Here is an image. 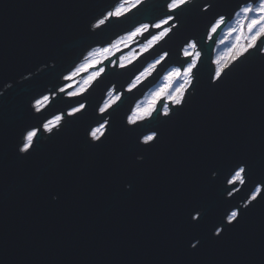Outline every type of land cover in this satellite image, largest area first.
<instances>
[{
    "label": "water",
    "instance_id": "95a60500",
    "mask_svg": "<svg viewBox=\"0 0 264 264\" xmlns=\"http://www.w3.org/2000/svg\"><path fill=\"white\" fill-rule=\"evenodd\" d=\"M121 1L0 0V264H264V197L250 199L258 186L264 193V44L217 79L213 57L226 23L209 34L242 0H189L174 13L165 9L169 0H143L96 27ZM166 15L173 26L154 47L129 64L119 57L128 48L116 51L84 90H63L36 111L34 102L65 85L90 50ZM191 40L200 57L183 104L169 101L164 116L161 97L151 118L130 124L148 88L190 60ZM116 57L121 64L111 63ZM113 85L121 96L101 113ZM80 104L51 133L39 128ZM105 121L104 136L93 140L90 131ZM34 128L33 147L21 152ZM153 132L156 140L145 144ZM237 166L247 173L233 186ZM232 211L239 222L228 224Z\"/></svg>",
    "mask_w": 264,
    "mask_h": 264
},
{
    "label": "snow or ice",
    "instance_id": "6c2138e0",
    "mask_svg": "<svg viewBox=\"0 0 264 264\" xmlns=\"http://www.w3.org/2000/svg\"><path fill=\"white\" fill-rule=\"evenodd\" d=\"M188 2L189 0H170V3H167L166 8L168 12L174 13L177 9H181L182 7H184ZM126 3L129 5L128 7H125L124 5L116 7L113 11L108 12L107 17L105 19L120 18L122 16H125L127 12L132 10V8H136L138 5H141L143 3V0H126ZM237 7L239 10L235 12V15L241 17L244 23H241L238 20V28L229 29V32L231 33L232 31L238 30L242 33L243 29L246 27L248 36L243 44L240 43V37L238 36L237 42L230 49H228L226 55L216 60L217 67L215 70V77L217 79L220 78L221 73L225 70V68H227L239 57L243 56L245 53H248L250 49L256 48V50L259 51V48L257 47L258 41L259 43L264 44V0H242V3ZM105 19L100 20L99 24L96 25V27L104 25ZM174 19L175 17L173 15H166L163 19H160L158 22H154L152 24L141 23L138 27H135L134 30L128 32L126 37L121 38V40H118L116 43L111 44L109 47L96 49L94 52L89 53L90 56L96 57V59L92 63H101L102 60L100 59V57L107 58L109 53L119 48L121 42L127 43L133 41L134 38L138 36H143L146 32L151 36V39L148 40V44L145 45L142 51H147L148 47L151 46L154 42L159 41L168 35V33L171 31V28L164 26L169 25L170 21ZM226 20L227 18L224 15H220L218 18H216L211 24V33H216L218 29H221V27L226 23ZM151 29L163 30L160 31L158 34L153 35ZM188 47L193 50L194 57H200V52L195 51V49L197 48L195 41L189 43ZM184 55L185 57H189V52L185 50ZM166 56L167 54L165 53L159 59H156L154 62L148 64V66L145 67L143 71H141L139 75L136 76L135 81L131 85V88H135L137 84L142 81V78L146 79L147 77L151 76L153 71L156 70L157 65L161 64V62L165 59ZM134 58L135 57H129V60L131 61V59ZM185 63H187V67L182 66L173 68L171 71L167 72L166 75H164L163 79L165 81V84L160 87L155 93H153L150 101L147 103L146 106H138L136 112H134L132 116L128 117V122L130 124H135L137 121L151 118L153 113L157 111V104L158 101H160L161 97H166V99L171 101V103L174 105L183 104L184 94L186 91L184 83H190L191 75L193 74V69L197 65V59L192 58L190 59V61L186 60ZM90 66L91 64H82L80 68H78L76 71L79 72L85 67ZM121 67H123V65H121ZM103 71V68L99 69L98 72L94 73L93 77H90L89 80L85 81V84H90L91 81L96 76H99ZM73 75H75V73H73ZM181 76L184 77V83H181L179 87H174L175 82ZM65 79H69V77H65ZM131 88L129 90H131ZM61 91H63V89H61ZM70 95H76V93H71ZM43 99L48 100L49 97L45 96ZM116 99H119V97H117ZM113 103H115V100H112L108 104H105L104 107H101L99 109V111L101 113H104L106 109L110 108ZM84 107L85 105L80 104L78 107L72 108L68 115L79 113ZM162 107V114L164 116H168L169 106L167 104H164L162 105ZM36 111H40V108L37 107ZM61 119V116L55 117V126H59ZM42 127L43 130L47 132L51 133L53 131L52 121L44 123ZM104 129L105 124H100L98 127L92 129L90 131L91 138L97 141L101 140V137L104 136ZM38 131V128L33 129L31 131H27L23 139V146L20 148L21 152L28 153L30 151V149L34 145V139L37 137ZM156 138L157 134L153 132L144 136L143 142L145 144H150V142L155 141ZM246 173L247 170L245 167L237 166V169L234 171V174L232 178L228 181V183L232 184L233 186L237 182L241 184L245 183L244 176L246 175ZM229 195H231V192H229ZM257 195H261L262 197H264V193H262L261 188L259 187L255 189V193L252 195L251 199L255 201L257 199ZM193 212H195V215L190 213V219L198 223L199 220L202 219V216L198 209H193ZM227 221L228 224H233L234 222L238 223V212L232 211L230 215L227 216ZM223 230L224 229L217 228L215 230V235L219 237L222 234Z\"/></svg>",
    "mask_w": 264,
    "mask_h": 264
},
{
    "label": "rangeland",
    "instance_id": "374dc122",
    "mask_svg": "<svg viewBox=\"0 0 264 264\" xmlns=\"http://www.w3.org/2000/svg\"><path fill=\"white\" fill-rule=\"evenodd\" d=\"M120 5H124L125 7H128L129 5L126 3V0H122L119 4H117L116 6H114L115 8L120 6ZM113 8V10L115 9ZM112 10V11H113ZM107 17V15L101 19H99L98 21L102 20V19H105ZM164 18V17H163ZM162 18V19H163ZM106 20V19H105ZM240 21L241 23H244V21L242 20L241 17H238L236 16L235 14L233 15V17L226 22L225 26L221 29V33H220V37H218V42L216 44V57H213V62L215 63V67H217V64H216V60L218 58H221L223 57L224 55H226V53L228 52V49H230L236 42H237V37L239 36L240 37V43L243 44L248 36V32H247V29L246 27L243 29V32L241 33L240 31H232L231 33L229 32V29H236L238 28V25H237V21ZM159 21V20H158ZM157 21V22H158ZM138 27V26H136ZM164 27H167L166 25ZM134 30V29H133ZM163 29H151V32L153 35H156L158 34L160 31H162ZM132 31V30H131ZM128 33L126 34H123L121 35V37L119 38V40H121V38L123 37H126ZM147 34L144 33V35ZM211 34V31L210 33ZM143 35V36H144ZM143 36H138L136 38L133 39V41H130V42H127V43H124V42H121L120 45H119V48L118 49H115L113 50L111 53H109V55L107 56V58H103V57H100V59L102 60L101 63L99 64H95V63H92L96 57H93V56H90L89 53H92L94 52L96 49H102V48H105V47H109L111 44H114L116 43L118 40H115L113 41L111 44H109L108 46H104V47H96V48H93L92 50H90L86 56L83 58V60L71 71V73L67 76L69 77L68 79V83L62 88L63 90H66L67 89V92L69 93H73V92H77V91H81V90H84L87 86H89L92 81L96 78H98L99 76H96L90 84H85V81L89 80L90 77H93L94 73L98 72L99 69L103 68L104 69V66L102 65L104 63L103 60H106L108 59L109 57L115 55L118 51H121L124 49V47H127L128 45L132 44L131 45V48H135V49H138L137 52L135 51H130V52H124L123 54H121L119 57L121 59V62L122 64H129L131 63L134 59H131V61L129 60V57H136V56H139L143 51L142 49H144L145 45L148 44V40L151 39V36L149 35L148 38H146L145 40H142ZM193 42V40L190 41V43ZM156 44V42H154L151 46H149L148 48H152L154 47V45ZM189 44H186L184 46V52L185 50H187L189 52V55L191 56L190 59L192 58H195V59H198L196 57H194L193 55V50L191 48L188 47ZM264 48V47H263ZM117 51V52H116ZM195 51H198L197 48L195 49ZM165 53L161 54L159 57L155 58L151 61H149L147 63V65L145 67L148 66V64L154 62L156 59H159L162 55H164ZM99 55V54H98ZM116 59H118L117 61V64H121L120 63V60L119 58L117 57ZM190 61V60H189ZM111 63H116L115 60H113ZM82 64H91L90 67H85L83 70L77 72L76 70L78 68H80V66ZM144 67V68H145ZM183 67H187V64H185V66ZM173 68H176L175 66H171L169 67L163 74L161 77H159V80L153 85L151 86L150 88H148V90L145 92V94L143 95V97H141L140 99H138V101L135 103V105L133 106V111H131V113L129 114V117L133 115L134 112H136L137 110V107L138 106H146L147 103L150 101L153 93H155L160 87H162L164 84H165V81L163 79L164 75L167 74V72L171 71ZM143 71V70H142ZM73 73H75V75H73ZM139 75V74H137ZM136 75V76H137ZM136 76L133 78V80L128 84V89L131 88V85L132 83L135 81V78ZM192 76V75H191ZM144 78H142L143 80ZM192 80V77L190 79V82ZM181 83H184V77L181 76L178 78V80L175 82L174 84V87H179ZM138 85V84H137ZM189 85V83H184V86H185V89L187 88V86ZM61 91V90H60ZM126 91V90H125ZM47 97H49L48 100H44L43 98L45 96H43L42 98L38 99L37 101H35V104L38 106V107H45L49 100L51 99V96L50 95H46ZM121 96V92L120 93H115L114 92V88L111 87L109 89V91L107 92V95L105 96L104 98V101L102 102L101 106L100 107H104L105 104H108L110 101H112V99H116L117 97H120ZM39 102V104H38ZM158 104H159V101H158ZM157 104V105H158ZM164 104H167L169 106V108L172 107V104L169 102V100L166 99V97L163 99V103L162 105ZM162 112H163V107H162ZM71 111V110H70ZM69 111V112H70ZM50 121H52L53 125H55V117L52 118ZM99 126V125H98ZM96 126V127H98ZM95 127V128H96ZM94 129V128H93ZM237 184H241L239 182H237ZM256 189V188H255ZM255 193V191L251 194V197L252 195Z\"/></svg>",
    "mask_w": 264,
    "mask_h": 264
},
{
    "label": "bare ground",
    "instance_id": "6f19581e",
    "mask_svg": "<svg viewBox=\"0 0 264 264\" xmlns=\"http://www.w3.org/2000/svg\"><path fill=\"white\" fill-rule=\"evenodd\" d=\"M204 2H205V5L209 4V0L204 1ZM167 3H170V0H169ZM167 3H166V5H167ZM166 5H165V6H166ZM236 11H238V10H236ZM236 11H235V12H236ZM166 12H167V11H166ZM172 26H173V25H172ZM172 26H169V27L172 28ZM217 42H218V41H217ZM107 46H108V45H107ZM215 49H216V45H215ZM111 57H112V56H111ZM116 58H117V57H116ZM116 58H113V60H115V62L118 61V59H116ZM113 60H112V61H113ZM70 73H71V72L67 73L66 75H64V77H67ZM67 83H68V80H67ZM67 83H66V84H67ZM66 84H65V85H66ZM65 85H63V86H61L60 88H58L53 94H49V95L51 96V99L54 98L59 92H61L60 90H61ZM112 87L114 88L115 85H113ZM65 91H67V89H66ZM106 95H107V94H106ZM51 99L49 100V102L51 101ZM49 102H48V104H49ZM34 103H35V102H34ZM48 104H47V105H48ZM47 105H46V106H47ZM70 110H71V109H70ZM70 110H69V111H70ZM65 114H68V111H67V112H61V113H58V114L56 115V116H61V117H62V119H61L59 125L62 124V120H65ZM56 116H54V117H56ZM54 117H51L50 119L46 120L44 123L50 121V120H51L52 118H54ZM44 123H43V124H44ZM102 124H106V121H105L104 123H102ZM39 128H42V125H41ZM39 128H38V129H39ZM34 129H37V128H34ZM31 130H33V129H31ZM31 130H29V131H31ZM22 146H23V145H22ZM22 146H21V147H22ZM240 185H241V184H238V186H240ZM258 187H259V186H258ZM259 188H260V187H259ZM250 199H251V197H250Z\"/></svg>",
    "mask_w": 264,
    "mask_h": 264
},
{
    "label": "flooded vegetation",
    "instance_id": "af4514ba",
    "mask_svg": "<svg viewBox=\"0 0 264 264\" xmlns=\"http://www.w3.org/2000/svg\"><path fill=\"white\" fill-rule=\"evenodd\" d=\"M165 9L167 10V8H165ZM167 11H168V10H167ZM120 37H121V36H120ZM120 37H119V38H120ZM119 38L116 39V40H119ZM131 45H132V44L128 45L127 47H124V49H127V48H128V50H127L126 52H130V51H135V52H137L138 49L131 48Z\"/></svg>",
    "mask_w": 264,
    "mask_h": 264
}]
</instances>
